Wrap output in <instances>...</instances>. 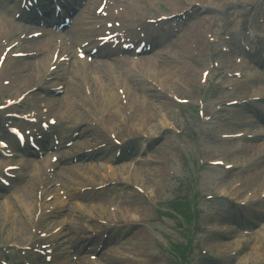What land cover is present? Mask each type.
Instances as JSON below:
<instances>
[{
    "label": "rangeland",
    "instance_id": "374dc122",
    "mask_svg": "<svg viewBox=\"0 0 264 264\" xmlns=\"http://www.w3.org/2000/svg\"><path fill=\"white\" fill-rule=\"evenodd\" d=\"M156 1L157 2L152 6V9L161 8L165 10H170V9L179 10L182 8H186V5H188L189 3L192 4L196 3L201 6L200 8L192 12L193 15L190 16L189 18L188 27L178 35L183 39L180 38V40L176 42L177 43L176 45L184 44L185 39H188L186 37L187 34L191 33L192 37L189 39L190 42H187V44L184 46L183 45L178 46L177 47L178 52L181 51V53H184L181 54L183 55L182 58L183 57L185 58V56H191L190 54H193L196 45L198 46L196 50H199L200 52V55L197 57V59L194 62H191V64H188L187 67V71L189 66H191V69L194 68L196 72L194 74H191L189 69V72L187 73L188 77L187 80L184 81V84L182 83L176 84L175 82L174 83L171 82L173 85L170 87V89H172L171 93L177 95L180 98H187L188 95L190 94L194 95L195 91H197L196 85L198 81V76H195V74H200L201 71L206 70L213 62L216 61L226 65L232 63L233 59L230 56L221 55L219 53V48L222 46V42H221L222 36L220 33H218L219 31L218 29H220L222 25L225 26L224 29L230 28V24L226 25L225 23V21L229 17V14H227V12L233 13V15H235L236 17L240 10L241 2L238 1L237 3H234L236 4L235 6L236 10H235L232 9L233 7H231V5L228 7L223 5L224 2L221 1L220 3H216L212 0L210 1L209 0H199V1L198 0H156ZM223 9L224 12L222 13L221 11ZM152 13L154 14V11ZM241 23L243 22H240V19L235 21V25H237L240 28H241ZM231 28L233 30L235 29V27H231ZM192 45L195 48H192L191 47ZM23 61L26 60L17 61V63L15 64H17V66L18 65L21 66V64L24 63ZM13 63L14 62H12V64ZM183 64L185 65V63ZM6 67H8V65ZM137 69L139 68L137 67ZM213 72L214 73L217 72L220 74L211 75L208 78L209 82L212 85L209 87L210 91L208 93V100L206 103V107L212 106L215 102H223L228 98H233L235 95L240 96L242 94L243 90L240 87L241 83L240 84L238 83L241 82V80L238 81L235 78H232L231 80V77H227L225 74L221 73L220 70L214 69ZM6 78H8V76H6ZM32 79L37 80V78H32ZM122 79L125 80L123 77ZM220 79H222L226 85L233 84V90L231 92H227L229 91V89L225 91L219 90L215 82L217 80L220 81ZM75 81L78 84L80 83L79 78H77ZM236 83L237 86H235ZM165 92L168 91L166 90ZM13 94H16V90L14 86L12 89L6 88L2 94L0 93V97H6L8 95H13ZM62 96H60L59 99H61ZM169 96H171V94ZM162 97L163 95L160 96V102L163 101ZM167 99L164 100L165 103ZM105 104L103 105L104 107ZM138 104L140 105L144 103L137 101L134 104L136 129H141L143 125V127L147 131H158L159 126L161 125H163V127L166 126L163 119H160V122L150 123L149 121V124H147L146 120L140 119V117L137 116ZM132 105L133 104L131 101V104H129L128 106H132ZM192 106H194V104L188 105L186 107L192 108ZM106 108H108V106ZM123 108L124 110H122V112L125 115L129 113V115L127 116L131 117V112L127 111L125 107ZM212 108H214V106ZM97 109L100 110L99 107H97ZM185 111L186 112H184L183 114H178L177 106L171 108L169 105V111H163V112L168 119L172 120L174 123L176 121L178 125L183 124V125L193 126L197 122L195 115L192 114L188 109H186ZM94 112L96 111L94 110ZM154 113H157L158 115L157 110H154ZM100 115H102V113H100ZM221 115L224 116V114H220L217 112L212 118L213 119L212 123L208 124V126H203L200 130L198 127L196 129L201 136V141L198 145L201 148V152L203 155L199 154L200 161L201 160L211 161L212 159L217 157L218 158L222 157V159H225L230 162L234 161L235 159V157H233L232 155L226 154L227 150H230V148L228 147L231 146V144L229 142L227 143L225 141L219 140V136L224 131L225 128V124H224L225 122L221 119L223 118V116ZM84 118L85 119L83 120V116H81V122L84 121V123H90V122H93V124L95 123L91 115L85 116ZM113 118L116 120V115H114ZM211 124L214 125L210 127ZM97 127H99V125ZM112 129H113L112 131L115 134L117 133L121 134L123 133L124 126L123 125L119 126L116 120L115 123L112 124ZM159 140L160 141H157L155 143V146L154 148H152L150 153H148L145 157H142V159H139V162H135L134 173L130 170L127 171L125 175L123 174L122 177H119L118 176L119 171L118 170L115 171L119 179L127 180L126 183L128 184L127 186L129 188L126 189V191L113 192V193H105V192L97 191L96 198L98 199L99 202L104 204V207L103 206L88 207L87 205L89 204L84 203L81 212H78V210H76V212L72 213L71 212L72 205L73 203H75V201L73 200L66 204L65 211L62 213L63 217L66 218L64 219L65 223L69 224L68 229L70 227V221L73 220L76 216H78L79 213L87 214L88 211H93V216H91L92 218L86 222L94 223L95 219L97 218L96 210L98 209L101 212L103 211L111 214L110 219L105 218L106 221L119 223L117 224L119 225V227L123 226L125 223L127 224L126 220H129L128 218H125L127 215L131 214L132 216H134V213H136V219L134 220L147 221L148 217L152 219V221L146 223L145 225L143 224L142 225L140 224L138 226H134V224L128 225L129 226L128 231L122 237V239L118 244V247L125 255L116 256L117 258L115 259V261L109 262V264H113V263L114 264H181V263H175L176 258L171 259L172 257L169 254V248H171L174 245L180 246L182 251V248L184 249L186 242L184 236L180 235L181 228H178L177 224L179 223H177L178 222L176 219L177 217L174 216L173 212L180 211V213L183 216H189L190 215L188 211L189 208L187 209V206L188 203L192 202L194 199V202H196L197 204L196 207L199 208V211L202 212V215L199 218L195 216V219L199 221L201 227L206 224L212 223L214 221L213 218L211 217L213 213L214 212L224 213L225 208L227 206L224 202H221V204L218 206L213 205V203L211 202L201 203L199 200V196H200L199 193L200 194L210 193L211 190H217L222 187L224 189L225 184L227 185L230 184V186H232V184L235 181L242 179V177L236 176L235 178H232L230 181L227 182V181H223L224 179L223 172L219 171L218 169H213V168L202 169L200 177H196V185L198 188H197V193H195V197L193 198V195L191 194V183L189 180L193 179V175L191 174V172L193 171L195 165H193L190 161H188L187 163L188 159L186 155H184V152L174 144L171 134L167 132V134H165V136H162V139ZM188 144L191 147H193V144L191 142H188ZM250 153L251 152L249 151V154ZM183 155L185 156V162ZM154 162H159L161 165H158V163H154ZM124 164L129 165L131 163L130 161H128V162H124ZM182 165L183 167H181ZM114 167L116 169V166ZM189 169H192V171L190 172ZM170 173H174V176L170 179L169 184H167V179L170 177ZM105 175L106 173L97 175L95 179L97 181H102ZM180 181H183L182 184L187 182L185 189L184 188L175 189L176 183L180 185ZM232 181L233 183L231 184ZM254 183L256 184V186H258L257 181H254ZM241 185L242 186L236 189L239 196H242L246 191H251L252 193L254 192L253 191L254 187L249 183V181H246L244 184ZM136 188H140L144 190L145 199L139 193L136 192L135 190ZM261 189L262 187L258 188L257 192H259ZM225 190L227 192L230 191L228 190V187H226ZM184 191L185 193H183ZM177 196L179 197L178 202L177 200H174ZM85 199L89 200L90 202L93 201L92 195H88ZM120 199H125L126 201L128 200L129 201L126 205H120V201H121ZM161 200L164 201L166 200L167 201L166 204L158 205V202ZM175 206H178L179 209L175 208ZM11 207L13 208V205ZM110 209H114L115 211L110 212ZM84 210L86 211L84 212ZM117 220L121 222H118ZM110 224H115V223H110ZM189 224L190 223L186 224V226H189ZM24 228L23 230L20 231L15 230L17 231V233H14L12 231L13 227L11 226H7L4 227L3 229H0V244L5 245L14 242H17L18 244L26 243L28 240L29 233L28 231L25 232L26 230L25 225ZM249 229L248 232H246L247 233L246 235L243 232H239L237 230L234 235L225 234L226 235L225 237L223 234H220L221 232L207 233L203 231L202 228H199L194 233L195 235L194 237H196V240L200 245L202 246L204 245L203 246L204 248L206 249L210 248L209 249L211 252L210 259L216 260L217 263L198 260L197 261L198 264H264V247L263 250L262 248L260 249L261 252H259L258 255L256 256L250 255L251 258L247 257L246 259H241V255L244 254L245 252H248L251 246L253 245L255 239L257 240L256 233L254 231L252 232V230ZM210 236H215V238L218 239L219 241L208 243L207 238H209ZM185 237H187L186 234ZM222 243H229V246L227 248L222 247ZM232 248L239 249L238 250L240 251L239 257L238 255L228 257ZM248 254H250V251L248 252ZM127 256L129 258H133V260L127 259ZM182 262L184 263V259ZM97 263L99 262H95V264Z\"/></svg>",
    "mask_w": 264,
    "mask_h": 264
},
{
    "label": "bare ground",
    "instance_id": "6f19581e",
    "mask_svg": "<svg viewBox=\"0 0 264 264\" xmlns=\"http://www.w3.org/2000/svg\"><path fill=\"white\" fill-rule=\"evenodd\" d=\"M4 15H2L0 13V37L3 36V38L8 37V31L9 28H12V25L10 24V22H6V20L4 19ZM79 19H77L78 21ZM80 23V20L78 21ZM6 35V36H4ZM187 38H191V33H188ZM183 44H178V46H181ZM187 47V46H186ZM185 47V50H186ZM177 48V47H175ZM180 51V50H179ZM181 53V51H180ZM112 59H106V62L108 63H104L103 65H101L100 67H97L93 73V76L96 80L97 86L101 87L102 90H106V99L105 102L107 103L108 107H110L109 113H111V116H107V120L109 118V123L112 125L113 123H115V121L117 120V123H121L123 122V116H122V112L120 110V106L118 105V97L114 96L110 90H108L107 88H111V85L109 84L108 81V77L109 79H112L111 75H108L106 72V69L108 67V70H110V67H120V69H126L128 68V65L126 63H119V62H114L113 60L110 61ZM177 60V58H176ZM47 62V59H39L38 63L35 64H27L26 66H17V68H11L12 70H15V74L16 76L20 79H22L23 83L21 82V84H25V83H29V81H31V78L33 77H37L40 73L38 71H43L44 65ZM178 62L176 61L175 65L173 66H162V69H166L169 72H174V74H176L178 76V78L180 80L185 81L187 76V64H178L176 65ZM46 69L44 70V72L42 73V75H40L39 80L36 82L39 83V81L41 79H46L49 76H47L46 74ZM161 73H163V70H161ZM74 75V73H72ZM130 77H132V75H129ZM49 82H42L41 86L43 87H49ZM120 84L123 85L127 91V93H129L128 91L133 90V94L131 97L132 104L134 107V104L137 101H145L147 103V101L144 99V97H140L137 95V90L146 92L147 94L151 96H155L157 98V95H154V91L151 89V87L149 85H145L142 84L141 82H139L136 79L132 78V85L133 87H130L129 84H127L126 82H122V80H120ZM258 84H252L248 81H245L243 83V90L244 92H250V93H258V92H263L264 93V89L260 90L259 86H256ZM100 93V90L97 92H93V95L95 97V99H98V94ZM92 94V92H91ZM67 97L65 98V108L68 109V112H64L67 115V117H65L64 119H68L69 117L73 119V117L78 118L81 116V112L78 110L77 108V103L78 102H83L86 99L83 97V94L81 93V91H76L74 90V88H68L65 94ZM69 99L72 100V103L69 104ZM148 110L146 109V116L149 117H153V120L150 119L151 122H155L156 120H158V118L155 116V113L152 112L153 109L151 108L152 106L147 105ZM166 107H168L166 105ZM134 112V110H133ZM116 115V120L113 118V116ZM62 116V115H61ZM136 117L134 116V121L132 126H134V122H136ZM236 125V124H235ZM247 125V124H246ZM246 125H241L240 122L237 123L236 126H246ZM254 126L253 123H251L249 125V127ZM135 129V128H134ZM242 132L241 130H238L234 133H240ZM255 147H258V145H255L254 147H248V148H244V150H251ZM253 151V150H252ZM240 153V152H239ZM42 165H44L45 163L42 162L40 163ZM257 170L254 171V169H252V172L249 174V177L251 180L250 184L253 187H261L262 185H264V154L261 155V157L259 158V163H257ZM101 166H104L101 164ZM29 171L27 174H25V181L22 182L23 185H21L19 188H17V193H15V195H13V201L11 202L10 199H5L2 202H0V226H4V223H6V226H11L13 227L12 231L14 233H17V231H20L22 228V220H20L18 218V212L16 211V209H13L11 206L14 205V203L16 202L17 205L20 206V211H22L24 216H27L29 214H31L34 210V200H33V196L36 193V183H33V176L35 174H41L42 172V168H40V165L36 164V165H31L29 166ZM126 170V167L121 166L119 167V172L124 173ZM243 174V173H242ZM240 175V174H239ZM230 176V172H227L225 178ZM242 179H246V175H244V177ZM254 181H257L258 186H256V184L254 183ZM77 209H80V207H77ZM17 230V231H15ZM257 240L254 241L253 245L250 248V254H248V252H245L244 254L241 255V259H246L247 257L251 258L250 255H258L260 251V249L262 248L263 250V243H264V225L261 226V231H259L257 234ZM261 254V253H260ZM255 259V258H254Z\"/></svg>",
    "mask_w": 264,
    "mask_h": 264
}]
</instances>
